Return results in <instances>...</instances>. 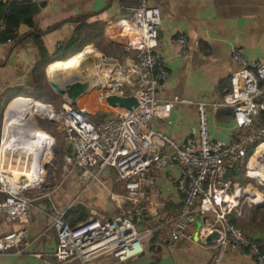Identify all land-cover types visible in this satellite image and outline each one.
<instances>
[{
    "label": "built area",
    "instance_id": "1",
    "mask_svg": "<svg viewBox=\"0 0 264 264\" xmlns=\"http://www.w3.org/2000/svg\"><path fill=\"white\" fill-rule=\"evenodd\" d=\"M122 12L119 21L105 28L104 37L130 55L110 57L90 47L96 58L86 62L97 75L99 90H93L97 92L98 105L108 109L109 116L96 125L87 119L89 112L79 108L78 101L75 106L65 102L56 111L52 105L33 99L31 118L26 124L15 121L5 126L4 112L0 133V219L7 216L19 224L29 221L32 199L25 192L40 188L44 166L52 158L54 145L52 135L35 125L38 117L57 124L64 134L70 153L63 157V171L68 173L73 168L80 180L88 181L96 179L93 171L113 170L125 192L127 208L121 216L101 220L90 215L75 226L64 221L65 211L56 212L51 225L57 240L54 253L51 258L38 253L29 257L40 264H122L139 257L144 253L143 241L154 233V229L141 226L159 208L148 195L154 189L155 174L175 167L173 187L180 196V207L172 222L167 247L173 248L181 240L192 242L191 228L198 220L201 227L197 243L217 250L212 264H221L226 251L245 253L254 264H264V245L230 223L231 218L242 217L244 208H264V60H249L241 48H233L234 70L229 78V90L219 105L213 106V109H231L234 127L241 134L238 141L210 140L208 104L197 103L196 129L185 141L176 143L149 127L152 120L167 121L180 101L156 98L157 89L168 76L166 61L158 51L160 12L149 7L146 0L124 6ZM171 41L181 47L184 56L187 35H178ZM47 78L54 87L48 75ZM110 96L134 97L138 105L132 110L110 108L105 102ZM40 107L45 114L38 111ZM18 116L20 111L16 119ZM32 129L49 137L45 161H42L41 143L32 137ZM25 139L32 141L31 146ZM253 158L256 173L249 168ZM230 164H233L230 169L235 165L244 168L245 186L226 179ZM111 199L115 200L116 196L111 195ZM213 232H217L218 239L208 246L204 240ZM26 238L25 229L1 236L0 253L14 250L16 255H21L20 246Z\"/></svg>",
    "mask_w": 264,
    "mask_h": 264
},
{
    "label": "crops",
    "instance_id": "2",
    "mask_svg": "<svg viewBox=\"0 0 264 264\" xmlns=\"http://www.w3.org/2000/svg\"><path fill=\"white\" fill-rule=\"evenodd\" d=\"M19 1H29L37 6L34 24L43 34L41 41L51 65L64 62L56 61L59 60L56 58L72 55L79 48L82 51L93 47L104 54L98 47L103 42L109 43L104 37L105 28L123 17L122 7L138 3V0ZM146 1L149 7L160 12L158 51L165 59L168 71L166 80L157 89L156 98L159 101L180 100L167 121L152 120L149 127L181 143L197 127L196 104L206 103L210 140L238 141L241 134L234 127L231 109H213V106L219 105L229 90V78L234 70L231 62L233 48H241L249 60H264V0ZM29 32L27 26L21 25L17 31V37H22L20 41L0 44V119L12 100L30 96L27 84L32 69L41 58L32 39H23ZM181 34L188 38L184 56L181 47L171 41ZM50 64L45 68L46 78ZM40 135L45 137V134ZM67 150L66 154H69L68 146ZM176 172L175 167H167L155 174V186L148 195L159 208L156 215L141 226L154 229V233L143 241L142 255L122 264H212L217 250L203 247L193 240L195 226L191 228L192 242L181 240L173 248L167 247L172 222L180 207V196L173 187ZM93 174L96 179L82 181L77 170L72 168L65 182L48 188L45 194L26 195L32 199L27 224L2 217L0 237L25 229L27 238L20 246L21 255H16L14 250L0 253V264H40L29 257L31 253L51 258L57 246L56 234L51 227L56 212L66 213L82 206L87 212L86 218L96 215L101 220H108L123 215L127 208L125 192L112 170L93 171ZM111 195L116 199L112 200ZM244 209L245 216H249L252 209ZM246 235L264 241V235L259 231L248 228ZM221 264H254V261L245 253L226 251Z\"/></svg>",
    "mask_w": 264,
    "mask_h": 264
},
{
    "label": "trees",
    "instance_id": "3",
    "mask_svg": "<svg viewBox=\"0 0 264 264\" xmlns=\"http://www.w3.org/2000/svg\"><path fill=\"white\" fill-rule=\"evenodd\" d=\"M37 12V6L29 1L0 0V26H3V29L0 30V44H5L8 42L17 43L18 41H20L22 37H17V31L21 25H25L30 29V32L25 35L23 39H32L33 44L36 46L39 52L41 61L40 63L35 65L31 71L30 80L27 84V87L30 89V96H28V98L34 99L43 104H48L46 100V96L48 94V86L45 82V68L50 64V62H48L47 60V52L45 51V48L43 47V43L41 41V37L43 34L35 28L34 17ZM116 48H119L121 50L119 54L117 53L115 55L117 58H125L130 55V52H126L122 47ZM81 49L82 48L76 50V52H74V54H72L71 56L73 57V55L75 56L76 54H78ZM71 56L69 57V59L71 58ZM56 61L66 62L68 61V58L66 60ZM250 153L251 152H248L247 157L250 156ZM244 173L245 170L243 167L240 168L235 165L233 169L227 170L226 179L233 183L237 182L240 184H245L247 183V181L244 180ZM86 217V210L82 206H76L65 213L64 221L69 226H75L76 223L85 220ZM230 223L238 226L236 219L231 218ZM254 241L259 242L257 240ZM261 243L264 245V241Z\"/></svg>",
    "mask_w": 264,
    "mask_h": 264
},
{
    "label": "rangeland",
    "instance_id": "4",
    "mask_svg": "<svg viewBox=\"0 0 264 264\" xmlns=\"http://www.w3.org/2000/svg\"><path fill=\"white\" fill-rule=\"evenodd\" d=\"M98 49L102 51L106 56L110 57H116L115 55L121 52L119 48H116L113 44L107 42H103L101 46L98 47ZM70 55L71 54L58 56L56 59L66 60L68 57H70ZM45 82L48 86V94L46 96V100L48 104L52 105L56 111H59L61 106L65 103V96L60 94L58 91H63V89L61 87L51 86L48 83L46 76ZM95 99H97V95H95ZM25 101H29L30 103L29 99ZM78 106L79 108H81L80 105ZM110 113L111 112L108 109H103L99 105H96L94 111L89 112L87 119L97 125L105 117L109 116ZM1 122L2 118L0 119V133ZM34 123L37 127L52 135V137L54 138V145L52 148V158L44 166V173L42 177L43 183L41 184L40 188L34 190V194L31 195L32 191L25 192L26 195L30 196H38L45 194L48 191V188L55 187L65 182L68 176L67 173L63 171V157L66 155L68 150L67 144L64 140V134L61 132V129L58 127L57 124L50 123L47 120L38 117L35 119ZM32 132L37 133L38 131L32 129ZM112 172L114 176H116L113 170ZM244 210L242 217L237 222L238 227L244 232V234H246V231L249 228L254 231H259L261 234L264 235V208L249 210V216H245Z\"/></svg>",
    "mask_w": 264,
    "mask_h": 264
},
{
    "label": "bare ground",
    "instance_id": "5",
    "mask_svg": "<svg viewBox=\"0 0 264 264\" xmlns=\"http://www.w3.org/2000/svg\"><path fill=\"white\" fill-rule=\"evenodd\" d=\"M92 58H96V55L91 52L90 47L84 48L80 53L76 54L75 56L68 59L66 62H56L50 65L47 69V75L50 78V81L53 83L55 87H61L64 90V87L66 83L79 80V81H85L90 76L95 74L94 68L86 66V62ZM97 76V75H96ZM95 95H97V92L94 90L87 91L84 95H82L78 99V105L81 106V108L86 109L88 112H92L95 109V106L99 104V101L95 99ZM21 99V100H19ZM12 103H10L7 107L5 116V126H9L13 122H21L22 124H26L28 120H30V110H31V104L32 100H30V103L28 101H25V98H19ZM20 111L19 119H16L17 112ZM38 111L41 114H45V110L43 107H40ZM29 123V122H28ZM7 128V127H6ZM7 132H9V129L7 128ZM33 138H35L40 144V146L43 148L42 152V161H45L47 159V139L49 138L46 134L45 137L41 136L40 134H44L42 132L33 133ZM26 143L31 146L32 141L26 140ZM250 170L257 172L256 170V160L253 158L250 161L249 164ZM30 174L28 173L27 176ZM42 175V173H41ZM262 179L264 181V174L262 175Z\"/></svg>",
    "mask_w": 264,
    "mask_h": 264
},
{
    "label": "water",
    "instance_id": "6",
    "mask_svg": "<svg viewBox=\"0 0 264 264\" xmlns=\"http://www.w3.org/2000/svg\"><path fill=\"white\" fill-rule=\"evenodd\" d=\"M158 37H159V31H158ZM97 76L96 74L90 76L86 81H79V80H75V81H71L66 83L64 90L63 91H58L60 94L65 96V102L68 105L71 106H75L76 102L78 101V99L84 95L87 91H89L90 89H96L99 90V86L97 84ZM106 104L108 105V107L110 108H123L126 110H132L134 108L137 107V101L134 97H116V96H110L108 98H106L105 100ZM87 112H84V115H86ZM264 174V170L262 172ZM195 227H196V231L195 234L193 236V240L195 242L198 241V232L199 229L201 227V224L198 220L195 221L194 223ZM218 239V234L217 232H213L210 236H208L207 238H205L204 242L206 245L210 246L212 245V243Z\"/></svg>",
    "mask_w": 264,
    "mask_h": 264
}]
</instances>
